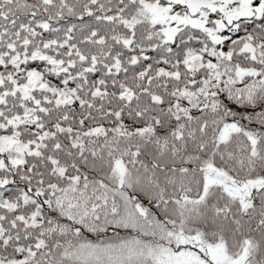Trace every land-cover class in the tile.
I'll return each mask as SVG.
<instances>
[{"label": "snow or ice", "instance_id": "6c2138e0", "mask_svg": "<svg viewBox=\"0 0 264 264\" xmlns=\"http://www.w3.org/2000/svg\"><path fill=\"white\" fill-rule=\"evenodd\" d=\"M0 264H264V0H0Z\"/></svg>", "mask_w": 264, "mask_h": 264}]
</instances>
